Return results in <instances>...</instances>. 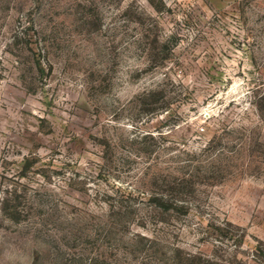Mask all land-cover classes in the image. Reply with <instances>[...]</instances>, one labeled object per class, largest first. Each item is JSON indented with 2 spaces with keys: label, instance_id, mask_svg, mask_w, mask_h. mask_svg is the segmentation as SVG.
I'll list each match as a JSON object with an SVG mask.
<instances>
[{
  "label": "rangeland",
  "instance_id": "rangeland-1",
  "mask_svg": "<svg viewBox=\"0 0 264 264\" xmlns=\"http://www.w3.org/2000/svg\"><path fill=\"white\" fill-rule=\"evenodd\" d=\"M0 264H264V0H0Z\"/></svg>",
  "mask_w": 264,
  "mask_h": 264
}]
</instances>
